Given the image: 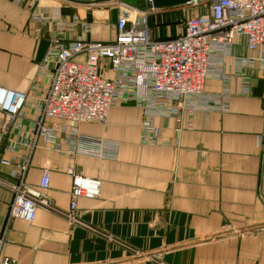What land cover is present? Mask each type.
Wrapping results in <instances>:
<instances>
[{"label": "crops", "instance_id": "crops-1", "mask_svg": "<svg viewBox=\"0 0 264 264\" xmlns=\"http://www.w3.org/2000/svg\"><path fill=\"white\" fill-rule=\"evenodd\" d=\"M27 1L0 0V86L27 95L17 124L0 125V264H264V196L258 193L264 71H245L248 95L232 77L227 112L184 115L180 125L156 118L165 145H141L142 112L122 103L110 108L104 123L78 125L82 135L116 143L114 159L71 152L64 136L58 146L40 139L33 146L37 101L52 72L46 52L54 27L31 20ZM37 1L46 14L60 5L65 19L77 14L90 24L70 38L115 37L117 14L94 19L86 15L90 4ZM167 30L175 34L171 24ZM233 54H252L244 37H236ZM221 89L219 81H207V92ZM44 168L49 206L37 207L31 222L9 217L13 185L22 179L36 187ZM69 170L101 181L99 197L78 199L73 211ZM133 250L141 255L130 256Z\"/></svg>", "mask_w": 264, "mask_h": 264}, {"label": "built area", "instance_id": "built-area-1", "mask_svg": "<svg viewBox=\"0 0 264 264\" xmlns=\"http://www.w3.org/2000/svg\"><path fill=\"white\" fill-rule=\"evenodd\" d=\"M27 4L31 20L54 27L46 52L52 72L49 86L37 101L38 116L30 130L33 146L39 139L58 146L64 136L71 152L114 159L116 143L82 135L78 125L104 123L110 108L122 103H132L142 112L141 145H165L156 118L180 125L184 115L227 112L232 77L240 81L241 93L248 95L251 82L245 71H264V0H192L179 7L189 6L199 13L175 17L171 21L175 34L164 38L155 36L148 24V14L159 9L131 6L117 14L115 37L110 42L90 41L81 35L70 38L76 28L85 33L90 24L77 14L65 19L60 5L51 6L46 14L37 0ZM237 36L244 37L252 54H233ZM209 80L219 81L221 91L207 92ZM26 100V93L0 86L3 129L17 124ZM186 127L191 128L192 123L187 122ZM258 147L262 159L259 192L264 196V131L258 134ZM20 169L23 177L26 166ZM68 172L70 210L76 209L80 198L99 197V179ZM48 183L49 171L44 168L36 187L22 179L13 185L9 217L31 222L37 207L49 206L45 197Z\"/></svg>", "mask_w": 264, "mask_h": 264}, {"label": "rangeland", "instance_id": "rangeland-1", "mask_svg": "<svg viewBox=\"0 0 264 264\" xmlns=\"http://www.w3.org/2000/svg\"><path fill=\"white\" fill-rule=\"evenodd\" d=\"M80 1H92V0H80ZM135 3H138L139 5H141L142 0H138V1L137 0H110L107 2L94 3L93 5L88 7L86 15L88 17L91 16L94 19H97V18L100 19L103 17L104 14H108L109 18L114 19L115 15L118 14L121 9H128L131 6H133V8L136 10L142 9V8H136L134 6ZM64 7H67V6H64ZM82 9H85V8H82ZM81 12L82 11L80 10V13ZM197 13H199L198 9L189 8V6H186L185 8L176 6V8H171V9L165 8V9H159V10H152L148 14V24L152 29L158 32V36H161V37L167 36L168 35L167 29L170 27V23H171L170 21H173L171 20L172 18L174 19L176 16L177 17L178 16L189 17V16L196 15ZM171 14H174V15H171ZM260 168H261V164H260ZM258 193L260 195L259 186H258ZM240 232H244V231H240ZM140 255H141L140 252L133 250L130 256L138 257ZM150 259L154 260V257Z\"/></svg>", "mask_w": 264, "mask_h": 264}, {"label": "water", "instance_id": "water-1", "mask_svg": "<svg viewBox=\"0 0 264 264\" xmlns=\"http://www.w3.org/2000/svg\"><path fill=\"white\" fill-rule=\"evenodd\" d=\"M68 2H73V3H78V4H85V5H93L94 3H99V2H107L110 0H92V1H79V0H65ZM138 1V0H137ZM192 0H142V4L139 5L138 3H135V7L136 8H146V9H164V8H170V7H176V6H181L184 4L189 3ZM128 26V25H126ZM223 235H226V233H221V234H217L214 235L213 237H211L210 239L207 240H211V239H216L218 237H221ZM203 240H199L197 242H202ZM183 246V245H180ZM176 248V247H172Z\"/></svg>", "mask_w": 264, "mask_h": 264}, {"label": "trees", "instance_id": "trees-1", "mask_svg": "<svg viewBox=\"0 0 264 264\" xmlns=\"http://www.w3.org/2000/svg\"><path fill=\"white\" fill-rule=\"evenodd\" d=\"M171 22V21H170ZM171 24V23H170ZM164 38V37H163Z\"/></svg>", "mask_w": 264, "mask_h": 264}, {"label": "bare ground", "instance_id": "bare-ground-1", "mask_svg": "<svg viewBox=\"0 0 264 264\" xmlns=\"http://www.w3.org/2000/svg\"><path fill=\"white\" fill-rule=\"evenodd\" d=\"M100 123V122H99Z\"/></svg>", "mask_w": 264, "mask_h": 264}]
</instances>
